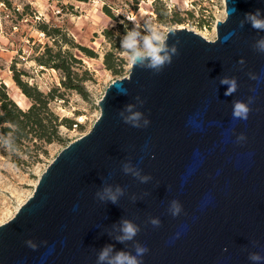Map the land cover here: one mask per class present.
I'll return each mask as SVG.
<instances>
[{"label": "water", "instance_id": "water-1", "mask_svg": "<svg viewBox=\"0 0 264 264\" xmlns=\"http://www.w3.org/2000/svg\"><path fill=\"white\" fill-rule=\"evenodd\" d=\"M224 5L228 19L216 22L214 39L171 28L178 55L170 65L159 74L130 66L106 87L91 129L61 149L0 224V264H96L105 245L132 251V242L114 239L122 219L140 227L135 240L149 249L143 264H253L250 252L264 256V54L252 47L264 31L239 27L246 13L259 9L264 17V0ZM222 76L236 78L233 95L225 96ZM136 96L144 101L136 110L150 121L145 128L118 115ZM250 96L247 120L233 119V101ZM240 134L246 139L238 143ZM124 163L152 179L124 174ZM104 180L125 189L118 204L96 199ZM173 199L182 206L176 217L167 211Z\"/></svg>", "mask_w": 264, "mask_h": 264}, {"label": "rangeland", "instance_id": "rangeland-1", "mask_svg": "<svg viewBox=\"0 0 264 264\" xmlns=\"http://www.w3.org/2000/svg\"><path fill=\"white\" fill-rule=\"evenodd\" d=\"M223 13L224 0H0V83L22 109L31 101L14 82V74L44 94L52 92L49 109L71 121L69 127L60 125V141L46 144L34 138L12 151L0 145V224L32 194L61 149L91 129L106 87L128 75L120 39L133 27L130 21L164 32L187 28L212 40ZM41 55L51 66L38 63ZM107 55L117 72L105 64ZM61 63L71 69L75 88L62 85L63 71L53 66Z\"/></svg>", "mask_w": 264, "mask_h": 264}, {"label": "clouds", "instance_id": "clouds-1", "mask_svg": "<svg viewBox=\"0 0 264 264\" xmlns=\"http://www.w3.org/2000/svg\"><path fill=\"white\" fill-rule=\"evenodd\" d=\"M235 8L233 12H235ZM228 12L223 13L222 22L228 19ZM133 27L127 30L120 39V49L126 56L127 62L132 67H138L141 69H147L152 71L154 74H159L165 67L172 63L174 56L178 55V49L176 43L169 44V34L172 32H164L158 27H152L150 25H139L135 21ZM245 23H249L254 30L264 31V17L261 12L257 9L255 12L246 13L244 18L240 20L239 27L243 28ZM174 35V33H173ZM253 49L259 53L264 54V37L256 40L252 45ZM239 64L243 65L244 60L241 58L238 61ZM249 78L257 80L259 82L260 77L256 74L249 73ZM221 85H226L227 90L224 93L225 96L233 95L237 88V80L235 77L222 76L219 79ZM119 95H127V89L120 88L117 90ZM255 91V89H251ZM135 104H127L122 111L118 113L121 120L134 128H145L149 125L150 121L143 115V113L137 109V106H143L144 101L139 97H134ZM254 97H248L247 102L241 100H234L232 105V117L233 119L247 120L250 112L249 105L253 103ZM246 138L243 134L237 136V142L244 141ZM3 143L9 147L12 145L11 138L3 140ZM142 160V158H141ZM121 170L126 175H131L137 179L140 183H148L152 177L149 175H142L141 170L138 166H133L130 163H124L121 166ZM111 177L109 176V179ZM125 194V189L119 185L113 188L104 180V187L102 190L96 191L95 197L102 203L118 204L120 197ZM135 197L132 200L135 202ZM168 213L176 217L182 212V206L176 199L170 201ZM152 226L159 227L161 221L159 218L150 217L148 221ZM113 231H117L119 234L114 236V239L121 243L127 244L132 242V251H115L112 245H105L97 252L96 264H143V256L149 251L147 246L140 244L135 240V237L140 232L139 225L135 224L131 220L122 219L119 226L113 225ZM111 236L112 232H108ZM179 233L176 234L177 238ZM27 246L33 250L37 248V245L32 241L26 242ZM256 242L253 241L255 246ZM248 259L253 264H260L264 261V256L257 252H250Z\"/></svg>", "mask_w": 264, "mask_h": 264}, {"label": "trees", "instance_id": "trees-1", "mask_svg": "<svg viewBox=\"0 0 264 264\" xmlns=\"http://www.w3.org/2000/svg\"><path fill=\"white\" fill-rule=\"evenodd\" d=\"M136 1V0H135ZM186 13H191L186 11ZM84 50H89L82 47ZM46 52H51L49 47ZM59 54L55 53L56 59H59ZM40 65L51 66L47 59H43V55L36 59ZM105 64L109 69L117 72L114 63L110 61L109 55L105 58ZM63 71L61 83L66 88H75L72 85V71L71 69L61 64L53 65ZM13 80L21 89L22 93L26 95L31 101L28 108L22 109L17 103L9 96L6 86L0 83V141L11 138V147L0 143L3 147L12 150L21 149L27 141L36 139L49 144L53 141H60L61 137L58 133L60 125L70 126L71 121L67 118L60 119L48 107L50 99L53 98L52 92L44 94L38 89L29 86L27 83L20 80L15 74ZM43 153L46 150L43 149Z\"/></svg>", "mask_w": 264, "mask_h": 264}, {"label": "built area", "instance_id": "built-area-1", "mask_svg": "<svg viewBox=\"0 0 264 264\" xmlns=\"http://www.w3.org/2000/svg\"><path fill=\"white\" fill-rule=\"evenodd\" d=\"M202 11L204 12V13L202 14V18L204 19V21H207V20H206L205 13H207V12H208V10H207L206 8H203V9H202ZM214 25H216V22H215V24H214Z\"/></svg>", "mask_w": 264, "mask_h": 264}]
</instances>
